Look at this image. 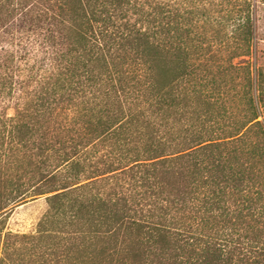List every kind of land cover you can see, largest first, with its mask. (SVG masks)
Segmentation results:
<instances>
[{
	"label": "trees",
	"instance_id": "16d2710c",
	"mask_svg": "<svg viewBox=\"0 0 264 264\" xmlns=\"http://www.w3.org/2000/svg\"><path fill=\"white\" fill-rule=\"evenodd\" d=\"M253 8L0 0V264H264Z\"/></svg>",
	"mask_w": 264,
	"mask_h": 264
},
{
	"label": "rangeland",
	"instance_id": "374dc122",
	"mask_svg": "<svg viewBox=\"0 0 264 264\" xmlns=\"http://www.w3.org/2000/svg\"><path fill=\"white\" fill-rule=\"evenodd\" d=\"M253 17L255 25V46L252 56L247 58L246 61L252 66L253 77L256 78L259 72L264 74V0H254ZM236 62L238 61H235V63ZM244 77L245 72L243 70H239L233 74V78L238 85L237 91L239 99L244 91ZM8 113L9 115H13L14 111L9 110ZM46 209L47 202L45 196L39 197L26 205L16 208L8 218L7 230L14 233L27 234L34 232L38 221L43 216Z\"/></svg>",
	"mask_w": 264,
	"mask_h": 264
}]
</instances>
